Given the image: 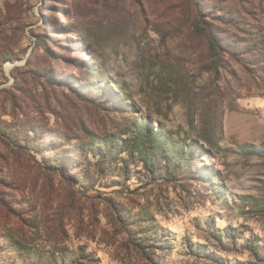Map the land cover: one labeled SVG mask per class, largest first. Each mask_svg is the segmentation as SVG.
Listing matches in <instances>:
<instances>
[{
    "label": "rangeland",
    "instance_id": "1",
    "mask_svg": "<svg viewBox=\"0 0 264 264\" xmlns=\"http://www.w3.org/2000/svg\"><path fill=\"white\" fill-rule=\"evenodd\" d=\"M136 124L192 172L149 171ZM0 126V264H264V0H0Z\"/></svg>",
    "mask_w": 264,
    "mask_h": 264
},
{
    "label": "trees",
    "instance_id": "2",
    "mask_svg": "<svg viewBox=\"0 0 264 264\" xmlns=\"http://www.w3.org/2000/svg\"><path fill=\"white\" fill-rule=\"evenodd\" d=\"M198 9L201 10V7ZM207 12V11H206ZM194 30L196 33L204 36L207 41L208 46V63L206 64V69L208 72L213 73L214 76H218V72L221 68H223V52L227 51L226 43L221 36L214 28L211 27L205 20L197 18V15L194 16ZM87 93V92H86ZM12 127H2L0 126V134L5 135L6 137L0 138L3 140L18 139V133L11 130ZM139 131V132H138ZM143 131L142 127L136 124L135 129L130 131V147L128 152L130 153H139L143 160V163L148 170L152 171L156 168V170L161 174L163 177L168 179L169 177L177 176V175H188L192 172V168L195 162L198 161V148L191 142L188 144L186 149H179L172 150V151H165L160 150V148L151 140L150 134H146L144 137H141L140 134ZM34 134L37 133L36 130L33 131ZM46 134L45 132H43ZM112 138L105 139L102 143L100 142V146L106 152H111L109 149L110 144H112ZM37 142V141H35ZM143 143L146 148V153L140 150V144ZM43 146L40 148L42 149ZM38 148V147H36ZM39 148V150H41ZM101 151L100 147H94ZM113 148V145H112ZM133 150V151H131ZM50 151V150H49ZM46 150H43L42 154L44 155ZM59 162L57 159L50 161L47 163V166L51 167L52 169H60L66 171L65 163L63 160L60 159ZM72 163L75 164V168H81L83 163L79 160V158H74ZM67 168V167H66ZM102 169L100 170V172ZM84 178V174L82 175ZM149 228H151L148 225ZM151 233V229L147 232H138L137 234H142V236L137 237L139 241L137 245L140 248H145L146 244L148 243L147 233ZM145 235V237H143ZM15 245L18 246L19 257L15 259V264H70L72 260L67 258H60L56 259L53 255L45 256V253H35L31 252L29 245Z\"/></svg>",
    "mask_w": 264,
    "mask_h": 264
}]
</instances>
